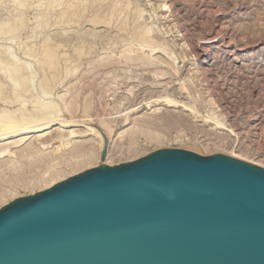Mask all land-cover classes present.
Here are the masks:
<instances>
[{
    "label": "rangeland",
    "instance_id": "obj_1",
    "mask_svg": "<svg viewBox=\"0 0 264 264\" xmlns=\"http://www.w3.org/2000/svg\"><path fill=\"white\" fill-rule=\"evenodd\" d=\"M3 2L0 26L15 21L10 32L0 35V48L10 47L13 56L32 64L41 76L46 69L36 65L41 59L37 50L41 41L52 40L51 47L58 56L55 72L59 75L52 85V97L69 100L75 96L74 111L64 116L74 115L76 120L81 117L82 123L76 128L79 132L85 130L84 122L99 129L101 120L113 129L110 163L105 166L134 162L160 149L182 150L200 157H228L233 151L252 162L259 160L264 166V0H167L171 13L160 10L159 0H129V8L126 0H88L84 3L85 13H79L71 22L58 20V7L49 25L42 28L38 19L47 14L49 0H31L26 10H16L9 0ZM111 9L115 12L112 17L108 15ZM99 14L104 17L101 19L109 16V23L104 25ZM92 19L102 25L96 26L98 21ZM146 29L152 30L150 35L157 41L153 53L141 46L144 39L137 42L130 38L134 39L136 30L139 33ZM31 46L36 56L24 55ZM144 55L154 58L143 62L146 58L140 57ZM168 57L172 66L163 62ZM164 99L180 105L184 102L194 115L181 108H169L161 103ZM132 109L137 111L125 124L124 115ZM142 118L151 123L142 124ZM133 119L159 143L137 135L130 144L133 124L129 123ZM83 133L82 139L92 140L89 133ZM99 165L85 167L76 175ZM39 184L29 190L17 188L15 199L9 198L0 209L16 199L45 191L44 183Z\"/></svg>",
    "mask_w": 264,
    "mask_h": 264
},
{
    "label": "water",
    "instance_id": "obj_2",
    "mask_svg": "<svg viewBox=\"0 0 264 264\" xmlns=\"http://www.w3.org/2000/svg\"><path fill=\"white\" fill-rule=\"evenodd\" d=\"M0 264H264V169L176 149L99 165L1 208Z\"/></svg>",
    "mask_w": 264,
    "mask_h": 264
},
{
    "label": "bare ground",
    "instance_id": "obj_3",
    "mask_svg": "<svg viewBox=\"0 0 264 264\" xmlns=\"http://www.w3.org/2000/svg\"><path fill=\"white\" fill-rule=\"evenodd\" d=\"M3 1L4 0H0V5ZM9 1L15 5L16 10H26L31 6V0ZM49 1V5L47 4L48 6L46 10L47 14L44 16V18H42L43 21L42 19H38V26H40L41 28L49 25L51 18H53L54 15L57 14L56 12L58 11V7H61V10L59 9L57 14V17H59L58 20L69 23L74 17H77L79 13H85L86 7L84 6H87V4L85 5L84 3H88V0ZM159 2V8L162 12H167L170 9L168 6L169 2L167 3V0H159ZM126 3V8L131 7L129 0H126ZM123 8L125 9V6ZM112 9L109 11L108 15H111L114 12V10ZM106 11H108V9ZM126 11H128V9ZM95 12L97 13V11ZM95 12L94 14L96 15ZM168 13H171V10H169ZM102 14L105 17L106 12ZM95 15H93L92 18H94ZM112 16L113 15H111V17ZM98 17L96 16V18ZM104 17L101 16L100 19ZM108 17H106V19H101L100 21H102L103 24H107L110 20V17ZM15 18H17V16ZM92 20L96 21V19ZM14 21H9L7 23L2 22L4 25H2V27L0 26V35L6 32H10V29H12V23ZM100 21L97 22L98 25H96V22L93 23L96 26H100L102 25H99ZM135 22L138 23V20H136ZM76 24L78 25V23ZM139 29L141 30L143 28L139 27ZM138 30L136 31L138 32ZM151 31V29H146L145 31L139 33L136 32V35L135 33L133 34L134 39L133 37L130 38L137 42H139V39H144V41H140L142 43L141 46L146 49H149L150 53H153L156 50V47L154 46L156 45L157 41L155 42L154 40L156 38L150 35ZM250 34L252 33L250 32ZM149 35L150 37L147 38ZM157 39L159 38L157 37ZM51 42L52 40L50 38L44 39L43 42L41 41L40 51L37 50V52H40L39 56H41V59H37L38 61L36 62V65L39 69H46V71H44L41 76H39V74H37V72L33 70L34 66L32 64L24 62L22 63L15 56H13L10 47L0 48V205L6 202L9 198H13V195L15 194H13V192H15L17 188H28L29 190V188H34L36 186L38 187L39 183H44L45 188L43 189H49L56 183H59L64 179L71 177L72 175H76L77 173H79L77 171L85 167L88 168V166H92L98 163L101 165H107L108 163H110L109 148L111 144H113V129L107 124V122L105 120H101L99 122V127L101 128L102 132L100 131V128L95 129L93 127L88 126V124L86 125L84 122V125L86 127L83 132H86V134L89 133V136H92V140L88 141V138L86 139V137L85 139H82V136L80 135L83 132H79L76 129L77 127H79L78 123H82L81 121H79L81 117L80 119L78 118L79 120H76L74 115H71L69 118L64 116L65 112L71 113L72 111H74L72 109L74 107L75 96H72L69 100L64 97L56 100L52 97V85L56 84V79L59 78V75L57 74V72H55L56 63H58V56L55 53V47H53L55 50L51 47ZM56 45L59 46V44ZM34 48L32 49L31 46L30 49H28L27 51L24 52L23 50V54L26 56H31V54H35L36 51L34 50ZM59 48L60 47H58V49ZM133 53L135 54V52ZM150 53L148 52L147 54ZM146 55L141 56L140 59L146 58ZM150 57L153 56H147L146 60L143 62H150ZM127 58L131 60L130 57ZM153 58L152 64L155 62ZM167 60L168 61L163 62L167 63V66H172L170 64L171 59L168 57ZM62 61H65V59H63ZM67 70L70 71L69 69ZM161 103L165 105H170L169 108H179V110L181 108L182 111L189 112L191 116L194 115V113L191 114L193 111H190V109L185 104L183 105L184 102L181 103L182 105H180L177 102L164 99ZM158 105L160 104H157L156 106L158 107ZM158 110L160 109H153L152 112H157ZM136 111V109H132L130 112L124 115V123L129 121L130 117L134 116ZM136 121L138 120L133 119V122L129 123L133 124V126L131 125L133 128L129 132L131 136L129 140L130 144L135 142V140L137 139V135L144 136L145 140L149 142L159 143V141H157V138H154L153 136H151V134L148 135L146 134V132H143V129L139 128V126L136 124ZM141 122L142 124H145L149 121L148 118H142ZM150 123L151 122H149V124ZM216 126H218V124ZM105 148V159L103 162H101V154ZM227 155L230 158L244 161L246 163H250L252 165L264 169V166L261 164V162H259V160L258 162H252V159L247 160V158H243L242 155L237 154L233 151H230V154Z\"/></svg>",
    "mask_w": 264,
    "mask_h": 264
}]
</instances>
